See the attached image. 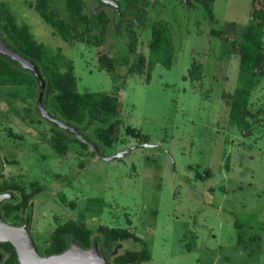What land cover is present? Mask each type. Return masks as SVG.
<instances>
[{"label":"rangeland","instance_id":"obj_1","mask_svg":"<svg viewBox=\"0 0 264 264\" xmlns=\"http://www.w3.org/2000/svg\"><path fill=\"white\" fill-rule=\"evenodd\" d=\"M92 1L84 0L83 10L101 9L109 18L102 50L116 58V78L99 68L97 47L54 35L29 6L35 0H0L17 26L48 54H59L60 71L64 60L71 62L78 92L116 95L119 123L103 156L135 146L105 160L89 146L71 142L59 155L49 144L51 124L35 111V88L0 87V180L17 182L25 191L38 188L29 200L37 247L42 252L55 225L81 219L92 239H100L99 225L132 231L139 242L117 241L111 250H138L142 240L150 258L139 264H264V80L250 92V127L243 135L227 116L238 57L227 41L208 33L212 25L234 22L238 37L250 0H213L212 25L196 5L156 0L154 7H145L144 23L133 27L132 52L127 51L129 34L110 8ZM50 2L66 18L63 0ZM157 18L168 22L172 60L168 68L156 64L145 80L144 72L128 66L146 55L147 26ZM191 63L199 71L191 74ZM137 131L150 146L141 144ZM13 214L10 223L27 213L18 211V219ZM234 222L240 224L239 241ZM253 235L258 238L250 239Z\"/></svg>","mask_w":264,"mask_h":264},{"label":"trees","instance_id":"obj_2","mask_svg":"<svg viewBox=\"0 0 264 264\" xmlns=\"http://www.w3.org/2000/svg\"><path fill=\"white\" fill-rule=\"evenodd\" d=\"M118 12L111 6L92 1L95 6L105 5L110 8L116 22L123 25V29L129 34L130 41L127 51H133L136 23L140 25L145 21L146 8L151 7L148 0H116ZM192 4L200 8L204 17L212 24L216 23L212 13L213 0H190ZM66 10V18L58 15L56 9L51 7L50 0H35L29 4L39 17L47 23L54 35L66 42H82L85 45L97 47L96 60L99 68L108 73L111 78H116L114 67L116 58L108 55L102 50L108 16L101 9L96 12H86L84 0H63ZM138 21V22H135ZM148 42L146 55H138L136 62L128 66V70L135 73L144 72L145 80L149 79L150 73L156 64L168 68L172 60V38L167 20L157 18L148 24ZM234 22H227L223 27L210 26L208 33L219 39L227 41L230 51L237 55L236 85L228 96V122L243 135L249 133V122L247 118L251 115L248 109L250 92L256 88L261 80H264V0H250L247 21L244 27L234 36ZM0 38L12 47L17 53L33 62L44 81V88L40 99L41 105L53 117L73 126L83 134L90 142L98 148L100 159L103 157L102 148L109 147L113 141V134L119 123L116 115L118 113V101L113 92L88 91L78 92L75 88V79L71 74L72 64L64 60L65 70L60 71L61 60L59 54H48V49L41 43L34 41L25 27L17 26L4 2H0ZM123 64L127 63L125 55L120 56ZM199 69L191 63L190 73ZM184 79V76H182ZM30 85L35 88V111L43 117L38 107V82L35 75L28 69L22 68L18 62L10 56L0 53V87H13ZM264 113V110H263ZM35 120V119H34ZM33 121V120H32ZM51 126L49 137L50 147L59 155H63L71 142H77L82 148L88 145L77 139L73 133L57 126L47 120ZM91 128L88 130V127ZM90 136L86 135L84 132ZM65 132L72 137H68ZM141 138V144L147 139L139 131L135 132ZM16 191L19 196L17 202L6 201L1 205L2 216L5 220L13 214L18 218L17 212L23 211L29 199L38 191L25 188L14 181L0 180V191ZM63 201L64 197L61 195ZM73 206V202H69ZM237 228L236 237L240 240V224L234 222ZM96 232L100 235L99 252L105 254L112 249L113 243L122 240L139 242L132 231L126 227L96 226ZM257 235L250 239H257ZM72 239L82 247L91 244V230L86 227L81 219L67 220L57 224L50 236L47 245L42 249V254L58 253L66 248L68 240ZM138 250H124L113 254L111 264H139L150 258L147 244L141 240ZM0 251L3 258L0 264H18L14 250L8 242L0 243Z\"/></svg>","mask_w":264,"mask_h":264},{"label":"water","instance_id":"obj_3","mask_svg":"<svg viewBox=\"0 0 264 264\" xmlns=\"http://www.w3.org/2000/svg\"><path fill=\"white\" fill-rule=\"evenodd\" d=\"M99 3H104L118 12V2L116 0H96ZM150 6L154 7L156 0H148ZM186 6H194L190 0H181ZM0 53L15 59L18 64L25 69L30 70L36 77L38 82V107L42 112L43 117L47 120L55 123L57 126L68 130L73 133L74 136L80 141L86 143L91 150L98 154V148L95 144L90 142L83 134L76 130L73 126L63 122L62 120L51 116L45 108L41 105L40 99L44 88V81L40 76V73L36 65L17 53L12 47L4 42L0 38ZM144 146H150V144L143 143ZM135 146H130L124 150L118 151L110 156L102 157L105 160H111L125 155ZM1 168V162H0ZM14 194L11 191L0 192V243L8 242L15 253L18 264H111L110 259L113 251L111 250L107 254H101L99 252L97 238H93L91 244L88 247H82L74 240H69L67 247L58 253H51L44 255L35 244L34 238L29 228V212L26 214L24 221L19 225H14L4 219L1 212V205L4 201H8L13 198ZM3 258L0 251V262Z\"/></svg>","mask_w":264,"mask_h":264},{"label":"flooded vegetation","instance_id":"obj_4","mask_svg":"<svg viewBox=\"0 0 264 264\" xmlns=\"http://www.w3.org/2000/svg\"><path fill=\"white\" fill-rule=\"evenodd\" d=\"M5 191H11V190H5ZM0 192H3V191H0ZM11 192H13V191H11ZM15 193L17 194V192L14 191V192H13L14 197L11 198V199H9L8 201L11 200L12 202H17V201L19 200V196H18V198H17V195H16ZM33 196H34V195H33ZM33 196H32V197H33ZM32 197H31V198H32ZM31 198H30V199H31ZM30 199H29V200H30ZM4 202H6V201H4ZM4 202H3V203H4ZM23 211H26V213L29 212V201H28V205H27V207H26ZM29 215H30V213H29ZM25 217H26V215H25L23 218H21V221H20V222H16V221L14 220V222H12V224H14V225H19V224H21V223L24 221ZM29 217H30V216H29ZM17 219H18V218H17ZM6 221H7V220H6ZM65 221H67V220H65ZM65 221H64V222H65ZM62 223H63V222H62ZM55 226H56V225H55ZM112 227H113V226H112ZM29 228H30V219H29ZM52 230H53V229H52ZM30 232H31V229H30ZM51 232H52V231H51ZM31 234H32V232H31ZM50 234H51V233H50ZM32 236H33V235H32ZM49 236H50V235H49ZM99 236H100V235H99ZM33 238H34V236H33ZM69 240H72V239H69ZM69 240H68V241H69ZM99 240H100V239L97 238L98 245L100 246V242H99ZM34 241H35V239H34ZM116 242H117V241H116ZM114 243H115V242H114ZM114 243H113V245H114ZM35 244H36V242H35ZM36 245H37V244H36ZM66 247H67V246H66ZM112 247H113V246H112ZM100 253H101V252H100ZM101 254L103 255V253H101ZM105 254H107V253L105 252Z\"/></svg>","mask_w":264,"mask_h":264}]
</instances>
